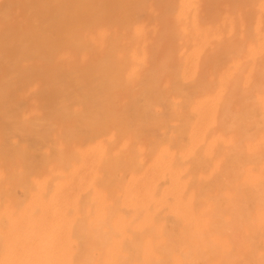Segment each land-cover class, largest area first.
I'll return each mask as SVG.
<instances>
[{"label":"bare ground","instance_id":"6f19581e","mask_svg":"<svg viewBox=\"0 0 264 264\" xmlns=\"http://www.w3.org/2000/svg\"><path fill=\"white\" fill-rule=\"evenodd\" d=\"M0 264H264V0H0Z\"/></svg>","mask_w":264,"mask_h":264}]
</instances>
